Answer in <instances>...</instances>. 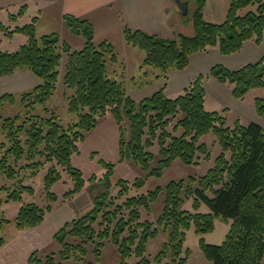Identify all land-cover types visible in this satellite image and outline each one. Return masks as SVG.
Here are the masks:
<instances>
[{"label": "trees", "instance_id": "16d2710c", "mask_svg": "<svg viewBox=\"0 0 264 264\" xmlns=\"http://www.w3.org/2000/svg\"><path fill=\"white\" fill-rule=\"evenodd\" d=\"M192 2L194 33L180 34L178 38H168L145 30L125 27L124 41L127 45L144 51L143 66L160 73L170 68L184 69L191 54L215 46L222 55L241 51L248 40L256 45L264 41V0H229L225 19L220 23L208 22L203 17L206 0ZM26 7L9 14V19L23 16ZM64 19L74 34H82L86 41L79 49L71 51L69 45L61 44L58 32L36 36L35 23L6 26L0 21V30L7 37L13 34L27 36L26 43L16 51L0 49V78L12 75L18 70H30L39 79L31 91L22 94L21 101L26 107L44 104L53 94L58 78L61 51L68 55L64 83L74 89L69 101V110L78 114V121L64 127L55 116L44 118L29 116L20 120L19 116L2 118L0 130L8 144L0 146V173L14 178L15 168L9 163L12 156L16 160L27 152V168L35 169L46 159L52 166L46 177V185L60 178L55 164L72 173L75 187L66 195L79 192L83 187L82 173L71 165V156L78 152V143L83 139V131L92 129L97 117L111 112L120 126L119 151L121 159H132L149 175L159 177L162 171L179 158L183 163H198L200 155L208 158L207 147L199 143L200 138L211 132L218 140L222 151L215 158L214 165L205 174L187 179L172 180L165 188L158 186L148 193L130 195L133 189H140L143 179L130 183L119 180L116 193L111 191L110 175L112 165L102 162L107 168L104 191L94 199V206L78 219L65 223L55 234L62 243L61 257L67 258L74 251L85 254L86 246L95 244L94 253L100 255L103 241L111 239L118 246L122 264L134 254L138 261L134 264H184L189 250L184 248L185 231L192 225L197 234L213 229L214 216L231 219L229 231L221 244H210L200 237L199 244L205 257L212 264H260L264 256V130L256 122L244 125L237 122L228 126L225 117L205 108L206 90L202 75L193 80L184 93L175 98L158 90L137 103L130 97L122 84L107 76V58L117 60L111 42H93L92 23L85 18L65 13ZM210 75L219 82L233 85L232 94L240 99L255 87L264 88V52L255 62L237 69L215 64ZM13 94L0 97V104L13 102ZM256 112L264 116V97H257ZM129 124L130 139L125 140L122 122ZM25 134L24 143L21 134ZM157 147L159 160L150 170V161L155 157L151 150ZM93 178V177H92ZM5 188H0V192ZM21 190L33 193L31 186L20 185L7 196V201L20 200ZM164 193V205L156 224L142 220L140 208L150 209V205ZM52 197V193H49ZM193 199L194 211L182 209L184 199ZM1 203V200H0ZM204 203L208 213L198 211ZM51 206L45 208L35 203L22 206L15 217L19 227H34L45 218ZM8 222L0 214V227ZM158 227L169 233V241L153 258L145 256L146 243L158 234ZM71 236L78 244L66 242ZM3 240L0 238V246ZM183 252L185 257H182ZM53 262V257L48 258Z\"/></svg>", "mask_w": 264, "mask_h": 264}, {"label": "rangeland", "instance_id": "374dc122", "mask_svg": "<svg viewBox=\"0 0 264 264\" xmlns=\"http://www.w3.org/2000/svg\"><path fill=\"white\" fill-rule=\"evenodd\" d=\"M50 1L42 13L34 14L37 17L35 23L36 36L39 37L51 32H58L61 44L69 45L70 50H79L85 45V37L82 34H74L68 29L62 13L63 7L69 6L66 1ZM95 2L98 0H94ZM134 1V0H132ZM161 0H142L136 7L124 11L122 0H109L105 4L97 5L82 18L88 19L93 26V42L99 44L108 40L113 44L117 60L112 62L109 57L106 61V73L111 79L119 81L126 93L137 103L158 90L164 95L175 98L184 93L185 88L198 76L202 75L203 86L206 90L205 108L209 111H216L225 117L228 126H234L237 122L248 124L256 122L264 130V116L256 112L255 101L257 97H264V88L255 87L249 90L243 98H236L232 94L233 85L219 82L210 75V69L215 64H220L230 69H237L247 63L255 62L264 52V41L256 45L253 40L245 42L241 51L222 55L215 46H208L203 51L193 53L189 57V63L184 69L170 68L163 74L154 68L143 66L144 51L137 47L127 45L124 41L121 25L127 22L132 15L138 17L143 12H150L155 9ZM43 0H32L29 2L30 12L42 4ZM166 9L157 10V17L160 15L164 20L158 26L157 34L162 37L178 38L180 34L192 35L194 33L192 2L188 6V14L182 15L176 11L165 0ZM132 13V15L130 14ZM33 18V17H32ZM20 20V19H19ZM0 21L6 26L16 25L15 20L6 19L4 12H0ZM31 19L18 25L29 23ZM125 24H123V28ZM27 36L15 33L7 37L0 30V49L4 51H16L22 44L26 43ZM60 65L58 67V78L53 94L44 104H35L26 107L21 101L22 94L29 92L40 83V79L30 70H18L12 75L3 76L0 79V97L6 93L13 94V102L0 104V116L16 117L20 120L29 116L48 118L52 115L62 126L67 127L78 121V114L69 110V101L74 94V89L64 83L68 55L62 52ZM29 74V75H27ZM123 136L126 141L130 139L129 124L123 120L121 124ZM120 126L111 112H106L97 117L96 125L83 131V139L78 143V152L71 156V165L82 173V189L68 197L66 194L75 187V179L69 171L55 164L60 178L54 180L49 186L46 185V177L52 164L43 158L37 168H27L29 160L27 152L16 160L12 156L9 163L15 168L14 178H8L5 173H0V214L8 222L0 227V238L3 240L0 246V264H122L118 246L111 239L103 241L100 255L94 253L95 244L86 246L85 254L74 251L67 258L61 257L63 245L56 238L55 234L65 223H70L87 213L94 206V199L104 191L105 174L107 168L102 162L112 165L110 175L111 191L116 193L118 181L126 180L130 183L136 179H143L144 184L140 189H133L130 195L148 193L158 186L163 189L172 180L187 179L190 176L198 177L214 165L215 158L221 153L222 148L217 138L208 132L204 134L199 143L207 147L208 158L201 154L198 163L186 164L177 158L170 167L162 171L161 176L149 175V170H143L140 165L132 159H121L119 151ZM21 141L24 143L25 134H21ZM8 144L5 133L0 130V146ZM155 157L150 161V170L157 166L159 156L157 147L151 148ZM1 155V150H0ZM93 177V178H92ZM20 185L31 186L33 193L21 190V199L7 201L10 192L20 188ZM49 193H52V197ZM28 203H35L45 208L51 206L42 222L34 227H19L15 217L19 209ZM164 205V193H161L156 201L150 205V209L140 208L141 219L150 220L156 224ZM182 209L194 211L193 199H184ZM200 212L208 213L209 208L202 203L198 209ZM231 219H224L222 216H214L213 229L204 234H197L195 226L192 225L185 231L184 248L189 250L184 264H212L201 250L199 239L203 237L207 243L221 244L229 231ZM169 241V233L158 227V234L150 238L146 243L145 256L153 258L162 248L165 242ZM66 242L78 244L74 237L67 236ZM53 257V262L48 258ZM127 264H134L138 258L132 254L126 260ZM264 264V256L260 262Z\"/></svg>", "mask_w": 264, "mask_h": 264}, {"label": "crops", "instance_id": "0c3cea01", "mask_svg": "<svg viewBox=\"0 0 264 264\" xmlns=\"http://www.w3.org/2000/svg\"><path fill=\"white\" fill-rule=\"evenodd\" d=\"M31 1L32 0H0V12H4V14L6 15V19H9V14L16 13L22 6H25L26 9H25L23 16L17 18L16 20L15 26H17L19 21L23 22L27 19L30 20L32 17L36 16L34 15L35 13L36 14L42 13L43 10L46 9V7L50 3V1L48 0H43L42 4L38 5L36 9L30 12H27L29 9L28 3ZM65 1H66V4L69 6V8L66 6L63 7L62 13L64 14L70 13V14H73L79 17H83V15H85L86 12H89L90 10H92V8L100 4H105L109 0H98L96 2L94 0H65ZM141 1L142 0H134V1L122 0V4H123L122 8L124 9V11H128L132 7V5L133 7H136V5L139 4V2ZM164 2L165 0H161L157 4V7H155V9L150 10V12L148 11L143 12L138 17L130 13L132 15L130 19L127 22L122 23L121 25L122 33L124 30L123 24H125L124 27H129L131 29L139 28V29L145 30L150 33H156L158 30L157 29L158 26L161 25V21L164 20L162 17H160V15L157 17L156 15L157 10L166 9ZM228 8H229V0H206V4L203 9V17L208 22L220 23L225 19Z\"/></svg>", "mask_w": 264, "mask_h": 264}, {"label": "water", "instance_id": "95a60500", "mask_svg": "<svg viewBox=\"0 0 264 264\" xmlns=\"http://www.w3.org/2000/svg\"><path fill=\"white\" fill-rule=\"evenodd\" d=\"M170 5L182 15H186L188 12V2L181 0H169Z\"/></svg>", "mask_w": 264, "mask_h": 264}]
</instances>
